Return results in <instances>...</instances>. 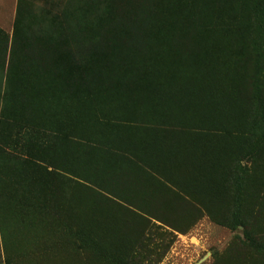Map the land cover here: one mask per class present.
<instances>
[{"label":"rangeland","instance_id":"obj_1","mask_svg":"<svg viewBox=\"0 0 264 264\" xmlns=\"http://www.w3.org/2000/svg\"><path fill=\"white\" fill-rule=\"evenodd\" d=\"M250 13L251 0L12 1L0 264H264V119L240 93Z\"/></svg>","mask_w":264,"mask_h":264},{"label":"trees","instance_id":"obj_2","mask_svg":"<svg viewBox=\"0 0 264 264\" xmlns=\"http://www.w3.org/2000/svg\"><path fill=\"white\" fill-rule=\"evenodd\" d=\"M264 0H251V15L255 22L256 33L249 38L247 44L252 50L253 57L249 60L253 66V73L245 76L243 86L240 90L241 94L247 92L250 95L249 101L255 104L254 111L255 121H263L264 119V102L261 97V84L264 79Z\"/></svg>","mask_w":264,"mask_h":264},{"label":"crops","instance_id":"obj_3","mask_svg":"<svg viewBox=\"0 0 264 264\" xmlns=\"http://www.w3.org/2000/svg\"><path fill=\"white\" fill-rule=\"evenodd\" d=\"M12 1L14 0H0V25L6 24L9 27L12 15Z\"/></svg>","mask_w":264,"mask_h":264}]
</instances>
